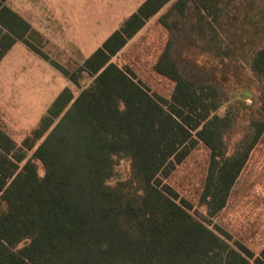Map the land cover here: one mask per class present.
Instances as JSON below:
<instances>
[{"label": "trees", "instance_id": "obj_1", "mask_svg": "<svg viewBox=\"0 0 264 264\" xmlns=\"http://www.w3.org/2000/svg\"><path fill=\"white\" fill-rule=\"evenodd\" d=\"M7 1L0 63L21 41L74 84L92 81L63 89L20 143L0 127V264H264V248L210 227L264 134V93L230 153L237 112L218 113L228 75L208 64L247 59L264 83V0H145L72 72ZM168 4L164 98L113 58ZM200 143L210 156L194 208L167 180Z\"/></svg>", "mask_w": 264, "mask_h": 264}, {"label": "rangeland", "instance_id": "obj_2", "mask_svg": "<svg viewBox=\"0 0 264 264\" xmlns=\"http://www.w3.org/2000/svg\"><path fill=\"white\" fill-rule=\"evenodd\" d=\"M144 1L10 0L8 6L43 33V50L72 72ZM170 4L113 58L119 66L131 68L140 82L164 98L171 97L175 83L159 74L155 65L168 42V32L159 17ZM211 59L210 66L228 75L225 101L218 113L223 116L229 111L237 112L235 128L227 137L229 152L233 153L249 132L253 110L260 106L264 93V83L247 59L227 64ZM91 81L86 75L80 85L74 84L49 61L18 41L0 63V127L20 143L39 124L63 89L71 88L76 96ZM209 156V149L203 143L198 144L167 180L194 208L204 186ZM125 167L124 163L120 168ZM216 225L255 254L264 248V134L238 178L227 206L215 216L210 227Z\"/></svg>", "mask_w": 264, "mask_h": 264}, {"label": "crops", "instance_id": "obj_3", "mask_svg": "<svg viewBox=\"0 0 264 264\" xmlns=\"http://www.w3.org/2000/svg\"><path fill=\"white\" fill-rule=\"evenodd\" d=\"M9 1H10V0L7 1V4L9 3ZM9 7H11V6H9ZM12 9H13V8H12ZM13 10L16 11L18 14H20L17 10H15V9H13ZM20 15H21V14H20ZM21 16H22V15H21ZM22 17H23V16H22ZM23 18H24V17H23ZM25 19H26V18H25ZM26 20H27V19H26ZM35 30H36V29H35ZM36 31H37V30H36ZM38 32L42 35V37H43V41H44V35H43V33H42L41 31H38ZM133 38H134V37H133ZM127 44H128V43H127ZM43 46H44V45H43ZM124 48H125V47H124ZM124 48H123V49H124ZM123 49H122V50H123ZM122 50H121V51H122Z\"/></svg>", "mask_w": 264, "mask_h": 264}]
</instances>
